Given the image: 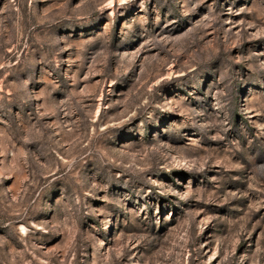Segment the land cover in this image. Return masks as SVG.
Returning <instances> with one entry per match:
<instances>
[{"label": "rangeland", "instance_id": "374dc122", "mask_svg": "<svg viewBox=\"0 0 264 264\" xmlns=\"http://www.w3.org/2000/svg\"><path fill=\"white\" fill-rule=\"evenodd\" d=\"M0 264H264V0H0Z\"/></svg>", "mask_w": 264, "mask_h": 264}]
</instances>
